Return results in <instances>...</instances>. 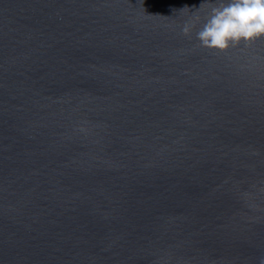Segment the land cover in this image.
I'll return each instance as SVG.
<instances>
[{"label":"water","instance_id":"water-1","mask_svg":"<svg viewBox=\"0 0 264 264\" xmlns=\"http://www.w3.org/2000/svg\"><path fill=\"white\" fill-rule=\"evenodd\" d=\"M219 2L0 0V264H259L264 39L202 47Z\"/></svg>","mask_w":264,"mask_h":264},{"label":"clouds","instance_id":"clouds-1","mask_svg":"<svg viewBox=\"0 0 264 264\" xmlns=\"http://www.w3.org/2000/svg\"><path fill=\"white\" fill-rule=\"evenodd\" d=\"M183 32L190 33L185 25ZM202 47L227 51L240 43L264 39V0H220L196 33ZM264 264V257L259 259Z\"/></svg>","mask_w":264,"mask_h":264}]
</instances>
